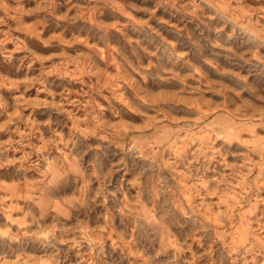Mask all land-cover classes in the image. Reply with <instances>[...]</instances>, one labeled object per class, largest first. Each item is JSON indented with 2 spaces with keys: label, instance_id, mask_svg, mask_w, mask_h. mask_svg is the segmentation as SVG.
Instances as JSON below:
<instances>
[{
  "label": "rangeland",
  "instance_id": "rangeland-1",
  "mask_svg": "<svg viewBox=\"0 0 264 264\" xmlns=\"http://www.w3.org/2000/svg\"><path fill=\"white\" fill-rule=\"evenodd\" d=\"M0 264H264V0H0Z\"/></svg>",
  "mask_w": 264,
  "mask_h": 264
}]
</instances>
